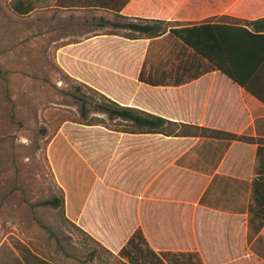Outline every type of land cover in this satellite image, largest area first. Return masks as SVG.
Listing matches in <instances>:
<instances>
[{
  "label": "crops",
  "instance_id": "0c3cea01",
  "mask_svg": "<svg viewBox=\"0 0 264 264\" xmlns=\"http://www.w3.org/2000/svg\"><path fill=\"white\" fill-rule=\"evenodd\" d=\"M104 2L119 0H59L36 11H53L51 21L62 19L65 11L103 12L99 28L112 25L119 13L131 20L196 23L223 16L230 22L264 18V0H128L120 12L94 5ZM82 30L88 33L67 29L55 50L58 65L72 77L123 106L253 140L129 133L84 125L83 129L101 134L99 141L94 137L89 142L65 136L64 125L49 155L65 193L67 218L115 255L141 229L158 253L197 252L204 264H264V225L255 231L264 219V173L256 171L261 162L258 149L264 147V101L218 69L179 85L141 81L143 69L162 71L179 63V46L173 38L158 37L152 44L150 38L130 39L109 29ZM76 34L81 37L72 39ZM238 46L253 52L246 64L262 60L251 84L264 96V40ZM157 55L165 59L158 60ZM62 134L65 146L86 170L74 184L58 166L56 144ZM6 239L0 243V250L8 244L0 264H26ZM10 251L14 252L8 255Z\"/></svg>",
  "mask_w": 264,
  "mask_h": 264
},
{
  "label": "rangeland",
  "instance_id": "374dc122",
  "mask_svg": "<svg viewBox=\"0 0 264 264\" xmlns=\"http://www.w3.org/2000/svg\"><path fill=\"white\" fill-rule=\"evenodd\" d=\"M10 1L0 0V243L7 238L26 264H120L118 255L65 221L66 210L43 202L61 194L49 155L59 130L65 125V136L90 142L101 137L97 130L83 129L90 118H103L110 127L119 125L95 110L91 102L97 95L58 65L55 50L60 35L67 29L81 35L88 33L83 28L125 30L112 25L99 28L103 12L65 11L62 19L52 21L53 11L20 16ZM71 16L78 21L70 22ZM76 35L72 39L81 37ZM81 95L88 100L87 117L81 115ZM64 138L62 134L56 144L58 166L74 184L86 170ZM7 248L3 245L0 254Z\"/></svg>",
  "mask_w": 264,
  "mask_h": 264
},
{
  "label": "trees",
  "instance_id": "16d2710c",
  "mask_svg": "<svg viewBox=\"0 0 264 264\" xmlns=\"http://www.w3.org/2000/svg\"><path fill=\"white\" fill-rule=\"evenodd\" d=\"M57 1L59 0H11L10 7L16 14L25 16L38 9L50 7ZM127 1L119 0L118 4L104 2V4L94 5L104 6L120 12ZM118 17L119 21L112 22V25L119 27V30L124 28L125 32L109 30L110 33L120 34L130 39L150 38L152 44L158 42L156 40L158 37H165L164 40L173 38L178 43L177 59L179 63L162 71L153 69V71L147 72L143 69L140 74L141 81L153 85H179L187 79L218 69L264 101V96L251 84V80L258 73L262 60L258 59L252 64H250L251 62L246 64L245 59L253 52L238 46L240 42H257L260 38L264 40V18L256 20L235 18V21L230 22L227 21L228 17L223 16L217 21L205 20L196 23L163 19L144 20L142 18L131 20L129 16L120 13ZM151 53L152 45L149 49V57ZM156 58L158 60L165 59V56L157 55ZM79 83L97 95V98H92L93 102H91L94 109L106 114L110 121L119 124L116 128L110 127L105 119L93 117L83 123L86 125H102L111 130L129 133H161L169 136L207 135L237 140H253L243 135L174 122L135 107L123 106L97 89L81 81ZM82 89V87H78L79 91ZM78 98L82 101L81 115L87 117L88 100L83 95ZM258 159L261 162L257 163L256 171L257 174H262L264 173V166H261L264 162V147H259ZM43 204L61 208L64 212L65 198L63 190L61 189L60 195L45 200ZM65 221L76 227L102 249L114 255L67 217H65ZM263 225L264 219L260 226L255 228L256 233L260 231ZM115 257L120 264H204L197 252H156L150 247L141 229H138L132 235L120 250L118 256Z\"/></svg>",
  "mask_w": 264,
  "mask_h": 264
}]
</instances>
